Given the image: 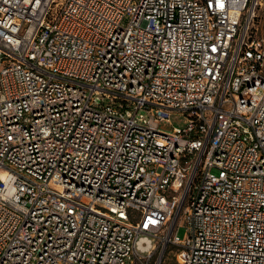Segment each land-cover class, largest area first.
<instances>
[{"label":"built area","instance_id":"2783aa9c","mask_svg":"<svg viewBox=\"0 0 264 264\" xmlns=\"http://www.w3.org/2000/svg\"><path fill=\"white\" fill-rule=\"evenodd\" d=\"M263 17L0 0V264H264Z\"/></svg>","mask_w":264,"mask_h":264},{"label":"rangeland","instance_id":"374dc122","mask_svg":"<svg viewBox=\"0 0 264 264\" xmlns=\"http://www.w3.org/2000/svg\"><path fill=\"white\" fill-rule=\"evenodd\" d=\"M184 120H185L184 115L179 114L177 112L171 113L170 118H169L170 124L174 125V126L183 125ZM170 124H168V122H166V121H160L158 126L161 129H169ZM184 230H185L184 227L179 226L177 228V234L179 236H183ZM158 252H159V248L156 249L155 253L153 254V258H155L158 255ZM173 253H174V247L168 246L166 248L164 254H163L161 264H175V259H174Z\"/></svg>","mask_w":264,"mask_h":264},{"label":"crops","instance_id":"0c3cea01","mask_svg":"<svg viewBox=\"0 0 264 264\" xmlns=\"http://www.w3.org/2000/svg\"><path fill=\"white\" fill-rule=\"evenodd\" d=\"M260 33H261L262 36L264 37V17H263V20H262V26H261Z\"/></svg>","mask_w":264,"mask_h":264}]
</instances>
